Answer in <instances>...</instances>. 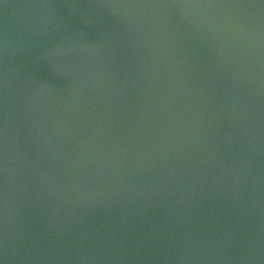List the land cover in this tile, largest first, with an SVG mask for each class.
Here are the masks:
<instances>
[{"label": "water", "instance_id": "95a60500", "mask_svg": "<svg viewBox=\"0 0 264 264\" xmlns=\"http://www.w3.org/2000/svg\"><path fill=\"white\" fill-rule=\"evenodd\" d=\"M0 260L264 264V3L0 0Z\"/></svg>", "mask_w": 264, "mask_h": 264}, {"label": "clouds", "instance_id": "9594fccd", "mask_svg": "<svg viewBox=\"0 0 264 264\" xmlns=\"http://www.w3.org/2000/svg\"><path fill=\"white\" fill-rule=\"evenodd\" d=\"M0 264H5L4 260H0Z\"/></svg>", "mask_w": 264, "mask_h": 264}, {"label": "snow or ice", "instance_id": "6c2138e0", "mask_svg": "<svg viewBox=\"0 0 264 264\" xmlns=\"http://www.w3.org/2000/svg\"><path fill=\"white\" fill-rule=\"evenodd\" d=\"M261 3H264V0H261Z\"/></svg>", "mask_w": 264, "mask_h": 264}]
</instances>
